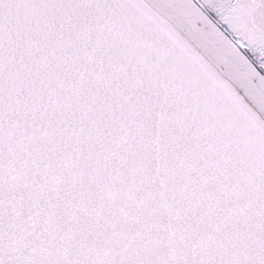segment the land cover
I'll return each mask as SVG.
<instances>
[{
	"label": "snow or ice",
	"instance_id": "6c2138e0",
	"mask_svg": "<svg viewBox=\"0 0 264 264\" xmlns=\"http://www.w3.org/2000/svg\"><path fill=\"white\" fill-rule=\"evenodd\" d=\"M0 264H264V0H0Z\"/></svg>",
	"mask_w": 264,
	"mask_h": 264
}]
</instances>
